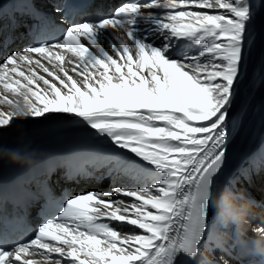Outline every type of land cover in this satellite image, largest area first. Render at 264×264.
Masks as SVG:
<instances>
[{"label":"snow or ice","instance_id":"6c2138e0","mask_svg":"<svg viewBox=\"0 0 264 264\" xmlns=\"http://www.w3.org/2000/svg\"><path fill=\"white\" fill-rule=\"evenodd\" d=\"M261 7L264 0H125L22 49L8 47L20 22L10 16L3 37L0 15V105L9 106L0 108V129L21 106L34 119L73 114L90 137L132 154L101 149L110 173L143 179L66 199L31 237L0 242V264H213L201 248L224 251L209 235V209L243 118L238 97ZM242 179L251 175L232 183ZM243 198L228 190L217 203L230 212ZM260 239L251 243L264 264Z\"/></svg>","mask_w":264,"mask_h":264},{"label":"bare ground","instance_id":"6f19581e","mask_svg":"<svg viewBox=\"0 0 264 264\" xmlns=\"http://www.w3.org/2000/svg\"><path fill=\"white\" fill-rule=\"evenodd\" d=\"M257 36L251 51L246 53L247 61V76L243 84L240 86V95L238 97V107L243 108V118L239 123L238 131L234 133V138L231 140L227 150V160L223 169V174L220 179L214 182V200L209 212L214 213L215 217L221 206L217 203L218 200L229 190L227 179L229 176L237 173L250 172L249 166L253 159L260 168L258 177L262 178L264 175V66L261 65V59L264 58V7L259 9L256 19ZM108 48L107 43L104 45ZM110 52L111 50L108 49ZM8 105H0V108L7 111ZM27 124H22L25 122ZM11 127V128H10ZM14 128V129H13ZM19 129H25L22 135H16L15 139L27 140L26 143L37 141L43 137H58V131L64 132L67 137L86 138L94 140L106 148L107 153L111 156H131L132 154L126 150L115 147L108 138H92L88 133L93 132L86 125L78 122L73 114H57L55 117L34 119V118H19L16 117L9 126L0 129V141L5 137L8 131L16 132ZM257 156V157H256ZM256 157V158H255ZM107 162L106 160H104ZM105 167L98 172L97 181L95 184H102L112 173ZM115 179L108 183L120 182L124 185H135L143 183V179L134 173H127L125 171H118ZM259 186V182H258ZM107 187H113L108 185ZM110 188V189H111ZM121 199L130 200L131 198L120 197ZM236 205L242 203L241 200L234 202ZM216 221V219H215ZM246 233H257L261 235V231L254 230L261 228L259 225L248 221L243 224L235 223ZM127 227V226H125ZM140 231V230H137ZM205 257L207 254L202 250ZM41 260V259H40Z\"/></svg>","mask_w":264,"mask_h":264},{"label":"clouds","instance_id":"9594fccd","mask_svg":"<svg viewBox=\"0 0 264 264\" xmlns=\"http://www.w3.org/2000/svg\"><path fill=\"white\" fill-rule=\"evenodd\" d=\"M12 111L17 117L23 119L28 117L26 109L22 106L20 108H13ZM36 156L35 151H29L25 148H4L0 147V160L7 159L11 164L20 166L28 165L34 162ZM242 203L234 205L230 212L223 207L216 214V223L221 226H227L229 223L243 224L247 222V216L254 204L250 198L244 197ZM257 251L264 253V234H261V239L257 242Z\"/></svg>","mask_w":264,"mask_h":264},{"label":"rangeland","instance_id":"374dc122","mask_svg":"<svg viewBox=\"0 0 264 264\" xmlns=\"http://www.w3.org/2000/svg\"><path fill=\"white\" fill-rule=\"evenodd\" d=\"M55 116H57V114H50V115L47 116V118H49V117H55ZM27 118H30V117H27ZM27 118H26V119H27ZM38 120H39V119H38ZM22 124H27V123H26V121H25V122H23ZM10 128H11V127H10ZM13 129H14V128H13ZM9 132H10V131H8V133H9Z\"/></svg>","mask_w":264,"mask_h":264}]
</instances>
